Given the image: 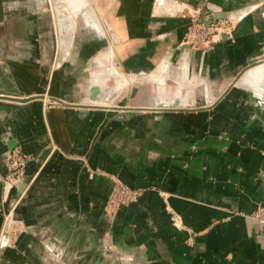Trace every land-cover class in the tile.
I'll return each instance as SVG.
<instances>
[{
  "label": "crops",
  "instance_id": "0c3cea01",
  "mask_svg": "<svg viewBox=\"0 0 264 264\" xmlns=\"http://www.w3.org/2000/svg\"><path fill=\"white\" fill-rule=\"evenodd\" d=\"M206 1L234 30L193 50L174 11ZM94 10L103 32L84 22L63 57L66 39L49 19L32 35L0 27V241L13 206L21 230L0 264H264V237L247 216L264 206V0H94ZM108 51L134 81L104 85L91 102L90 75ZM160 92L182 97L180 110L105 108L145 107ZM15 148L31 159L4 193ZM115 179L144 192L108 217Z\"/></svg>",
  "mask_w": 264,
  "mask_h": 264
},
{
  "label": "rangeland",
  "instance_id": "374dc122",
  "mask_svg": "<svg viewBox=\"0 0 264 264\" xmlns=\"http://www.w3.org/2000/svg\"><path fill=\"white\" fill-rule=\"evenodd\" d=\"M39 1H40L41 5H39L37 7L38 9H35V5H36L37 0H0V22H2L4 12L6 14V16L3 19L4 24H0V27L5 26L6 29L1 30V32L3 34H10V35H14V36H20V35H26V34L32 35V31L37 26L39 18L41 19V20H39V22H42V20L46 22V20L49 19L51 22H54V24H55V20L57 18H65V17H66L65 19H67V18L71 19L72 18V20L74 21L75 24H74L73 33H74L75 29L78 26L82 25L84 22L86 23L87 26L93 28V30H95L96 32H99V33L103 32L99 21H98L99 24L95 22V18L96 19L98 18L96 15V12H94L95 10H93V12L95 14V15L93 14L94 16L90 14V7H92L94 9V0H39ZM9 4H10V6H8ZM169 4L170 3H168L167 5H169ZM178 4L181 5V3H178ZM213 7H214V5H212L210 2L206 1L201 6L182 5L180 7V9H176V11H174L175 12L174 16H176L178 18L187 19V21H188V24L186 25L185 31H184L183 36H182L181 41H180L181 44L186 45L185 43L190 41L188 34L190 31L189 29L191 27V23L196 17L195 11H197V10L200 11L199 12L200 16H201L200 18L204 17V15H205V18L209 19L211 17V14L213 13V10H214ZM39 8H41V9H39ZM86 10H88V11H86ZM86 15H87V17H86ZM88 17H90V18H88ZM227 18L232 21L233 30H234V24H235L236 20L234 18H229V17H227ZM55 26L56 25L53 26V24H52V35L54 36V38H57L58 35H57V30H56ZM98 26H100V27H98ZM33 27H34V29H33ZM63 30H64V28H63ZM63 34H65V32H63ZM230 34H228L226 36H229ZM221 36H219V37H221ZM219 37H216L213 40L209 39V43L206 45H202L199 41H195L196 43L194 42V45H193V43H189L186 46H188L190 49H193V50H202L203 51V50L209 49ZM57 50H58V44H57ZM63 56H61V57H63ZM95 63L99 68L94 69L91 72L90 80H91L92 73L101 68V66H99L100 64L98 65L97 62H95ZM129 78H133V77H129ZM142 80L144 81V79H142ZM131 83L128 85H131ZM93 85H95V84H93ZM128 85L124 86V89H127ZM111 88H112V85L110 86V88L108 90H106V92L110 91ZM99 89H100V87H99ZM101 92L103 93V91H101V89H100V94H102ZM175 92L176 91L172 92V94ZM194 92L197 93V92H199V90H197V88H195ZM107 95L110 97L111 102H112L114 97H116L115 96L116 92H114V93L109 92ZM175 95H178V96L181 95L182 96V94L179 92H176ZM142 96H147V91L142 92ZM157 98H160V96L158 94H157ZM179 100L184 101L182 99H179ZM93 106H101V105H93ZM17 149L19 151H21L19 148H17ZM24 155H26V154H24ZM30 159H31L30 155H26V158L24 159L25 163H24V167H23V172H22V174H18L17 176H15L14 179H16L18 181H21L23 179L24 168L26 166V163ZM6 177H7V174L5 175L4 178H2L4 193H7L10 191V189H9V191L6 190V184H5V182H7ZM118 183H119V185L124 186L125 190H127V189L140 190L139 191L140 192L139 197H137L135 199H131V195H129V194H123L122 195L119 193H114L112 198H108V196L110 195L111 187H113V185L115 186ZM143 192H144V189L141 187H130V186L122 183L121 181H118L116 179L113 180L110 184L106 199H105L104 203L102 204L103 214L105 216H108V217H114L119 209L126 208V207L133 205V204L138 203ZM13 209H14V206H13L11 211L10 210L8 211L9 213L7 212L4 215L3 229H2L3 235H2V238L0 241L1 242L0 247H3V246L4 247H6V246L12 247V246H14L16 238L21 231L19 225L13 221V218H12L13 213H11L13 211ZM247 216L250 219L254 220L258 224L259 233L261 236L264 237V206L262 205V206L256 207ZM9 217H11L12 223L8 222ZM174 222L177 223L178 227H181L178 219L175 218ZM195 236H196L195 233L189 232V236L186 239V243L188 245H192L194 243Z\"/></svg>",
  "mask_w": 264,
  "mask_h": 264
},
{
  "label": "built area",
  "instance_id": "2783aa9c",
  "mask_svg": "<svg viewBox=\"0 0 264 264\" xmlns=\"http://www.w3.org/2000/svg\"><path fill=\"white\" fill-rule=\"evenodd\" d=\"M200 11H195L196 17L191 23L190 31L188 34L189 40L186 45L189 43H193L195 41H199L202 45H206L209 43V39L213 40L216 37H219L221 35H228L232 33L233 31V24L232 21L228 18L224 19H218L214 23H211L209 26H206L204 23L199 22ZM207 19V18H206ZM196 43V42H195ZM26 158V155H24L21 151H19L17 148L13 149L7 156V182L6 184V190L9 191L12 187H15L18 185L20 181L14 179L15 176L18 174H22L23 167H24V159ZM9 181V182H8ZM110 195L108 198H112L114 193L119 194H129L131 195V199H135L139 197L140 190L137 189H127L125 190V187L122 185L116 184L115 186L111 187L110 189ZM9 223L11 222V217L8 219Z\"/></svg>",
  "mask_w": 264,
  "mask_h": 264
},
{
  "label": "bare ground",
  "instance_id": "6f19581e",
  "mask_svg": "<svg viewBox=\"0 0 264 264\" xmlns=\"http://www.w3.org/2000/svg\"><path fill=\"white\" fill-rule=\"evenodd\" d=\"M39 5H41V3H40L39 0H37L36 5H35V9H37V7ZM93 10L94 9L92 7H90V14L91 15H93L94 12H95V11L93 12ZM86 11H88V10H86ZM86 17H87V15H86ZM65 18H57V19L55 18L56 20H55V24H54V25H56L55 27H56L57 35H58L57 36L58 42H62L64 40V37L66 39V41H65L66 43L64 45V49H63V52H62V56L64 55V53L69 48V41H70L71 36L73 34L74 24H75L74 21L72 20V18L71 19L70 18L65 19ZM88 18H90V17H88ZM97 19L95 18V22L96 23H98V21H99ZM98 27H100V26H98ZM63 28H64V30H63ZM63 32H65V34H63ZM111 56H112V51H108V52L105 53L104 56L98 58L96 60V62L98 63V65L100 64L99 66H101V68L99 70H97V71H94L92 73V76H91V83L92 84H95V85H97L99 87H101L100 88L101 91L104 90L102 87L104 85H108V84L110 86L112 85L111 90L118 91L122 87H124V86L130 84L132 81H134V78H129V77L123 75L122 73L118 72V70H116V68L111 64ZM182 71H183V69H182ZM144 80H146V79H144ZM156 81L162 83L161 80L158 81V79H156ZM177 87L180 88V85H178ZM160 94H161V92L158 94L161 97V98H159L160 99V102H158V103L157 102H154V103L153 102H150L148 104V106H145V107H147V108H155V107L161 108V107H171V106H173L174 97H173V99H170L171 101L170 100L167 101V100H165L167 97H164L162 94L161 95ZM173 96H175V94H173ZM177 103H178V105L180 103L183 104L184 101H181V100L178 99V102ZM140 108H143V107H140Z\"/></svg>",
  "mask_w": 264,
  "mask_h": 264
},
{
  "label": "water",
  "instance_id": "95a60500",
  "mask_svg": "<svg viewBox=\"0 0 264 264\" xmlns=\"http://www.w3.org/2000/svg\"><path fill=\"white\" fill-rule=\"evenodd\" d=\"M229 17V13H218V14H214L211 15V17L209 19L206 18H200L199 22L204 23L206 26H209L211 23H214L215 21H217L218 19H223V18H227ZM233 85V84H232ZM100 95V89L99 86L96 85H92L91 87L88 88V96L87 99L91 102L95 101ZM178 100H174L173 102V106L171 107H155V108H147V107H143V108H121V107H105V108H110V109H121V110H139V111H174V110H180L179 105H178ZM56 103H59L63 106H71V107H97V106H93V105H70V104H65L62 103L60 101H56ZM204 108H208V107H201V108H190L188 110H201Z\"/></svg>",
  "mask_w": 264,
  "mask_h": 264
},
{
  "label": "flooded vegetation",
  "instance_id": "af4514ba",
  "mask_svg": "<svg viewBox=\"0 0 264 264\" xmlns=\"http://www.w3.org/2000/svg\"><path fill=\"white\" fill-rule=\"evenodd\" d=\"M7 6V5H6ZM8 6H10V4L8 5ZM5 16H3V18H4Z\"/></svg>",
  "mask_w": 264,
  "mask_h": 264
}]
</instances>
